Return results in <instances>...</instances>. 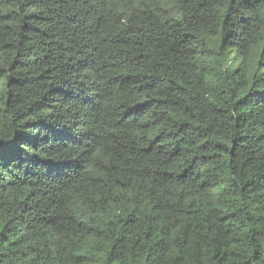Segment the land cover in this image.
Returning a JSON list of instances; mask_svg holds the SVG:
<instances>
[{
    "label": "trees",
    "instance_id": "1",
    "mask_svg": "<svg viewBox=\"0 0 264 264\" xmlns=\"http://www.w3.org/2000/svg\"><path fill=\"white\" fill-rule=\"evenodd\" d=\"M0 264H264V0H0Z\"/></svg>",
    "mask_w": 264,
    "mask_h": 264
},
{
    "label": "rangeland",
    "instance_id": "2",
    "mask_svg": "<svg viewBox=\"0 0 264 264\" xmlns=\"http://www.w3.org/2000/svg\"><path fill=\"white\" fill-rule=\"evenodd\" d=\"M234 65L236 64V63H233Z\"/></svg>",
    "mask_w": 264,
    "mask_h": 264
}]
</instances>
